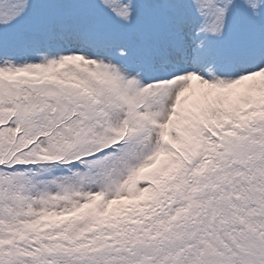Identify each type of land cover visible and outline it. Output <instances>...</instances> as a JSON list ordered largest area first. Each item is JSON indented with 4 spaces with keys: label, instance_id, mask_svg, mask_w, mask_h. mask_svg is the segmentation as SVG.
I'll use <instances>...</instances> for the list:
<instances>
[{
    "label": "snow or ice",
    "instance_id": "1",
    "mask_svg": "<svg viewBox=\"0 0 264 264\" xmlns=\"http://www.w3.org/2000/svg\"><path fill=\"white\" fill-rule=\"evenodd\" d=\"M0 264H264V0H0Z\"/></svg>",
    "mask_w": 264,
    "mask_h": 264
}]
</instances>
